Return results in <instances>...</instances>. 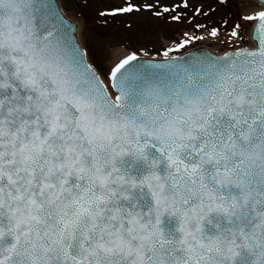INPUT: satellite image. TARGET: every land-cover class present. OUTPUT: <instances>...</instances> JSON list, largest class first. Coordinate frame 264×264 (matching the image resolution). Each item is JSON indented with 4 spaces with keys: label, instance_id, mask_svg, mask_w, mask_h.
<instances>
[{
    "label": "snow or ice",
    "instance_id": "snow-or-ice-1",
    "mask_svg": "<svg viewBox=\"0 0 264 264\" xmlns=\"http://www.w3.org/2000/svg\"><path fill=\"white\" fill-rule=\"evenodd\" d=\"M243 20L255 46L215 61L128 55L113 98L53 0H0V264H264V11Z\"/></svg>",
    "mask_w": 264,
    "mask_h": 264
},
{
    "label": "rangeland",
    "instance_id": "rangeland-1",
    "mask_svg": "<svg viewBox=\"0 0 264 264\" xmlns=\"http://www.w3.org/2000/svg\"><path fill=\"white\" fill-rule=\"evenodd\" d=\"M61 3L68 15L79 21L80 38L92 63L105 79L113 67L133 53L160 55L173 49L168 52L171 54L200 42L219 52L248 45L251 24L245 23L243 17L259 12H247L254 5L251 0H224L223 3L221 0H187L188 6L170 17L152 16L151 11L141 7L139 11L105 22L104 16L111 7L152 3L153 8L161 9L181 6L185 0H61ZM177 15L180 19L173 20ZM237 24L243 25V32L249 38L247 44L231 35ZM213 29L217 30L216 36L211 35ZM184 41L188 43L177 48Z\"/></svg>",
    "mask_w": 264,
    "mask_h": 264
},
{
    "label": "water",
    "instance_id": "water-1",
    "mask_svg": "<svg viewBox=\"0 0 264 264\" xmlns=\"http://www.w3.org/2000/svg\"><path fill=\"white\" fill-rule=\"evenodd\" d=\"M53 9L56 11L57 15L62 13L65 18V22L62 28V33L64 40L68 44V54L71 55L72 49H80L79 43L77 41V23L63 13L60 8L58 0H53ZM202 44V42L195 45ZM193 44V46H195ZM244 46V45H242ZM192 47V46H191ZM84 54V53H83ZM224 56V55H223ZM216 55L211 50L206 47L194 49V51L187 52L181 56L166 58V59H146V58H137V60L130 62L133 69H139L140 71L147 70L149 74L156 73L158 75H167L170 70H178L182 67H190L196 64L198 61H215L218 57H223ZM85 58V57H84ZM85 62V59H84ZM86 63V62H85ZM162 66V67H158ZM127 67V66H126Z\"/></svg>",
    "mask_w": 264,
    "mask_h": 264
},
{
    "label": "bare ground",
    "instance_id": "bare-ground-1",
    "mask_svg": "<svg viewBox=\"0 0 264 264\" xmlns=\"http://www.w3.org/2000/svg\"><path fill=\"white\" fill-rule=\"evenodd\" d=\"M251 1H253V3H255L254 5H253V7L250 9V11H252V12H254V11H262L263 10V6L262 5H260L259 3H257V2H255V0H251ZM81 41V40H80ZM83 42V41H82ZM103 79V78H102ZM104 80V82L106 83V85L108 86V89H110L109 88V85H108V82L106 81V79H103Z\"/></svg>",
    "mask_w": 264,
    "mask_h": 264
}]
</instances>
